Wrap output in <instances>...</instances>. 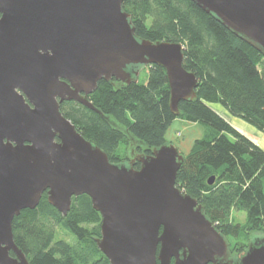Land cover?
I'll use <instances>...</instances> for the list:
<instances>
[{
    "label": "water",
    "instance_id": "obj_1",
    "mask_svg": "<svg viewBox=\"0 0 264 264\" xmlns=\"http://www.w3.org/2000/svg\"><path fill=\"white\" fill-rule=\"evenodd\" d=\"M190 1L264 56V0ZM122 2L0 0V264H30L12 221L44 193L62 216L72 197H89L101 218L94 242L109 264H264V237L230 258L226 236L176 186L184 156L174 145L137 152L144 143L89 101L100 80L136 84L152 65L165 71L174 116L179 102L197 99L183 46L138 38ZM63 102L122 134L126 159L110 162L63 116Z\"/></svg>",
    "mask_w": 264,
    "mask_h": 264
},
{
    "label": "trees",
    "instance_id": "obj_2",
    "mask_svg": "<svg viewBox=\"0 0 264 264\" xmlns=\"http://www.w3.org/2000/svg\"><path fill=\"white\" fill-rule=\"evenodd\" d=\"M122 10L138 38L183 46L182 67L198 80L197 99L179 102L182 114L174 116L165 71L152 65L145 68V83L118 87L114 80H100L89 101L144 143L137 147L139 153L166 143L165 133L176 118L208 126L184 156L176 186L197 200L226 239L236 242L249 231L264 233V151L212 107L219 105L264 131V56L190 0H123ZM60 111L110 162L126 159L127 140L97 113L75 102L61 103ZM233 212L245 213L246 227L234 223ZM100 220L86 195L72 197L62 216L44 193L35 209L13 219V239L30 264H109L94 242ZM58 229L74 243L58 238ZM242 245L235 243L232 252H244Z\"/></svg>",
    "mask_w": 264,
    "mask_h": 264
},
{
    "label": "rangeland",
    "instance_id": "obj_3",
    "mask_svg": "<svg viewBox=\"0 0 264 264\" xmlns=\"http://www.w3.org/2000/svg\"><path fill=\"white\" fill-rule=\"evenodd\" d=\"M147 79V72L145 69L140 71L138 82L145 83ZM213 108L216 105L212 106ZM210 130V128L206 125L200 123L189 122L182 118H176L167 128L165 133V141L174 145L180 154L183 156L187 155L191 150V147L195 140L202 139L205 134ZM232 219L234 223H238L242 228L246 227L245 213L244 212H233ZM249 236L256 238H263L264 233L257 231H249ZM57 237L61 238L69 243H74V240L70 235L67 234L62 229H58ZM229 239V240H228ZM227 241L230 243V247L234 249L235 243L244 244L243 248L247 246L248 236L240 237L236 240V242L228 238ZM241 246V245H240ZM230 248V249H231ZM240 248V247H237ZM233 249L231 251H233ZM243 252H239L238 254L242 255Z\"/></svg>",
    "mask_w": 264,
    "mask_h": 264
},
{
    "label": "crops",
    "instance_id": "obj_4",
    "mask_svg": "<svg viewBox=\"0 0 264 264\" xmlns=\"http://www.w3.org/2000/svg\"><path fill=\"white\" fill-rule=\"evenodd\" d=\"M214 109L264 151V131H259L241 119L230 116L219 105H216Z\"/></svg>",
    "mask_w": 264,
    "mask_h": 264
},
{
    "label": "flooded vegetation",
    "instance_id": "obj_5",
    "mask_svg": "<svg viewBox=\"0 0 264 264\" xmlns=\"http://www.w3.org/2000/svg\"><path fill=\"white\" fill-rule=\"evenodd\" d=\"M136 168L138 167V166H135ZM249 237V240H248V243H249V241H252L255 237H251V236H248ZM247 243V244H248ZM231 247H230V244H229V250H230V258H233V259H237V258H239L240 256H241V254H236V253H234V252H232L231 251V249H230ZM246 248V247H245ZM243 254V253H242Z\"/></svg>",
    "mask_w": 264,
    "mask_h": 264
}]
</instances>
